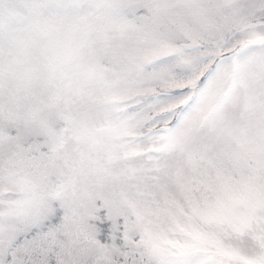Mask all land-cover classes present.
Listing matches in <instances>:
<instances>
[{
  "label": "snow or ice",
  "instance_id": "1",
  "mask_svg": "<svg viewBox=\"0 0 264 264\" xmlns=\"http://www.w3.org/2000/svg\"><path fill=\"white\" fill-rule=\"evenodd\" d=\"M0 264H264V0H0Z\"/></svg>",
  "mask_w": 264,
  "mask_h": 264
}]
</instances>
